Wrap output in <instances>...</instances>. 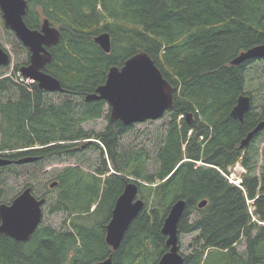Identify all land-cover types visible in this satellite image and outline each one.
<instances>
[{"label":"trees","instance_id":"trees-1","mask_svg":"<svg viewBox=\"0 0 264 264\" xmlns=\"http://www.w3.org/2000/svg\"><path fill=\"white\" fill-rule=\"evenodd\" d=\"M26 1L28 27L39 29L47 18L60 31L43 70L60 81L59 93L68 98L48 101L36 82H25L19 68L29 61L26 48V59L11 73L4 70L9 64L1 66L0 156L35 157L25 162L35 163L94 149L99 164L91 171L69 165L56 174L49 211L65 213L62 228L39 224L26 242L0 233V264H95L108 256L111 264H156L167 250L163 220L178 199L186 202L178 234L197 232L182 264H264V146L257 171L255 144L264 128L239 148L264 109V95L260 111L254 109L247 68L264 59L230 64L240 51L264 43V0ZM103 32L110 37L108 53L94 41ZM138 51L150 56L174 88L151 174L142 148L119 149V139L134 123L112 119L109 107L103 114L105 100L84 99L104 82L109 67H120ZM240 94L251 100L241 121L230 116ZM101 117L106 119L101 131L83 127ZM237 161L245 169L242 188L219 171L227 173ZM12 164L22 163L0 168ZM130 180L144 205L113 250L105 242L106 225ZM13 197L0 187V203ZM203 199L206 204L198 207ZM242 239L243 253L237 250Z\"/></svg>","mask_w":264,"mask_h":264},{"label":"water","instance_id":"water-1","mask_svg":"<svg viewBox=\"0 0 264 264\" xmlns=\"http://www.w3.org/2000/svg\"><path fill=\"white\" fill-rule=\"evenodd\" d=\"M26 0H0V12L4 26L12 31L21 44L28 49L29 61L21 65L20 74L36 82L38 87L46 92H61L60 81L44 71L51 61L49 47L60 39V31L50 25L44 18L40 28H30L24 21L27 9ZM94 41L106 53L110 51V37L103 32L94 37ZM249 59H264V43L253 45L240 51L230 60L231 65H238ZM10 64V54L0 44V67ZM172 85L162 76L154 61L144 51L129 56L118 66L109 67L104 82L93 92L85 95L86 101L105 100L110 117L119 119L124 125L156 120L162 117L172 107ZM251 100L247 94H240L236 104L230 111V116L241 121L246 111L250 109ZM190 114L186 115L189 120ZM264 128V109L261 119L241 139L239 148L250 142L255 134ZM35 157H25L13 160L0 156V166L33 161ZM54 180L49 183L52 188ZM44 196H36L31 186L23 188L9 203H0V233L16 241L26 242L42 220ZM206 204V199L198 203V207ZM144 201L138 197V186L135 181H127L122 192L116 198L110 220L106 225L105 242L117 249L131 221L142 210ZM186 202L176 200L169 208L163 220L161 233L165 236L167 250L160 256L156 264H182L183 254L179 246L178 223L183 216ZM95 264H111V257Z\"/></svg>","mask_w":264,"mask_h":264},{"label":"rangeland","instance_id":"rangeland-1","mask_svg":"<svg viewBox=\"0 0 264 264\" xmlns=\"http://www.w3.org/2000/svg\"><path fill=\"white\" fill-rule=\"evenodd\" d=\"M0 44L10 54L9 67L4 69L8 75L13 71L15 63H20L26 59L27 51L24 49L25 47L22 44V46L19 44V40L12 33V31L4 26L1 12ZM247 73V76L249 77L248 88L252 89L251 92H253L254 95V109L255 111H260V105L262 102L261 98L264 95V61H256L249 65ZM2 98L5 99V95H3ZM46 98L48 101L57 103L65 98H68V96L59 92H48ZM74 100L79 104L81 102L80 99L74 98ZM107 107L108 105L105 106L103 114L106 113ZM169 119V115L164 114L156 120L134 123L131 129L119 139L120 150L125 151L142 148L146 152V169L148 174L155 173L157 170V153L162 144ZM105 124L106 119L101 117L84 123L83 127L85 129L101 131L105 127ZM255 144L257 145L260 153L258 156V171L259 166L263 163L261 150L264 146V136L259 137ZM98 164L99 153L94 149H87L74 157H51L35 163H22L19 165L12 164L9 167L0 168V187L4 189V192L9 199L13 196L15 197L25 187V185L28 184V186H31L34 195L45 196L46 199L42 206L43 215L40 224L43 226H51L55 229H61L65 213L49 211L50 201L55 196V189L54 187H49V182L54 181L56 174L65 166L80 165L85 170L91 171L93 168L97 167ZM241 170L242 167L233 165L228 168L227 173H235L237 176ZM247 202L249 204V211H252V200H247ZM193 217L194 215H191V218ZM252 219L255 220V217ZM196 234L197 232L182 233L179 235L178 243L181 253L187 254L191 251V240ZM244 249L245 244L244 239H242L240 243L237 244V250L243 253Z\"/></svg>","mask_w":264,"mask_h":264},{"label":"built area","instance_id":"built-area-1","mask_svg":"<svg viewBox=\"0 0 264 264\" xmlns=\"http://www.w3.org/2000/svg\"><path fill=\"white\" fill-rule=\"evenodd\" d=\"M23 79V78H22ZM25 82H29L28 79H25ZM234 165H237L239 167H242V170L240 171V173L236 176L235 173L233 174H228V173H225L223 172L222 170H219L226 178L227 180L230 182V183H233L234 185L238 186V187H241V181H242V178H241V175H242V172L245 171L244 167L239 163V162H236ZM244 173V172H243Z\"/></svg>","mask_w":264,"mask_h":264},{"label":"flooded vegetation","instance_id":"flooded-vegetation-1","mask_svg":"<svg viewBox=\"0 0 264 264\" xmlns=\"http://www.w3.org/2000/svg\"><path fill=\"white\" fill-rule=\"evenodd\" d=\"M26 48V47H25ZM27 49V48H26ZM28 50V49H27ZM29 58V57H28ZM38 197H40V196H38ZM45 197V196H44Z\"/></svg>","mask_w":264,"mask_h":264}]
</instances>
